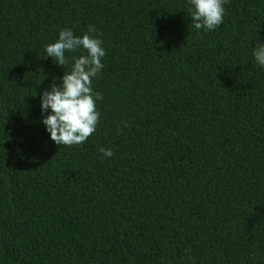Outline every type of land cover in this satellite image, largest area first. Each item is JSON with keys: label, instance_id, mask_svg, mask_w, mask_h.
Returning <instances> with one entry per match:
<instances>
[{"label": "trees", "instance_id": "obj_1", "mask_svg": "<svg viewBox=\"0 0 264 264\" xmlns=\"http://www.w3.org/2000/svg\"><path fill=\"white\" fill-rule=\"evenodd\" d=\"M190 7L0 0V264H264V0H227L212 31ZM89 25L100 122L61 146L41 97L71 63L45 46Z\"/></svg>", "mask_w": 264, "mask_h": 264}, {"label": "clouds", "instance_id": "obj_2", "mask_svg": "<svg viewBox=\"0 0 264 264\" xmlns=\"http://www.w3.org/2000/svg\"><path fill=\"white\" fill-rule=\"evenodd\" d=\"M191 7L192 24L196 30L212 31L224 22L227 0H188ZM83 49L86 54L79 57L67 53H76ZM48 57L54 63L65 68L71 63V71H66L61 83L55 80L41 97L43 113L42 123L50 133V138L57 145L77 146L84 144L97 130L100 112L96 102L103 95L92 87V81L98 77L104 65L102 59L106 52L98 30L89 25L87 32L77 36L70 28L59 31L58 40L45 46ZM252 55L255 61L264 67V44L257 43ZM49 110L51 114H49ZM129 127L126 121L121 122ZM122 130V129H121ZM104 157H112L113 151L106 148L99 150Z\"/></svg>", "mask_w": 264, "mask_h": 264}]
</instances>
